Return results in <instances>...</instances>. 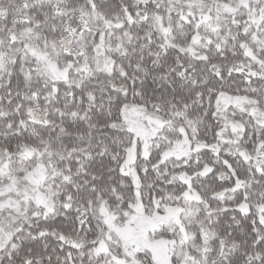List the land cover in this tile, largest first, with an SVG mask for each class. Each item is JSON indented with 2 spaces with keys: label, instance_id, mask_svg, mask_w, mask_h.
<instances>
[{
  "label": "snow or ice",
  "instance_id": "1",
  "mask_svg": "<svg viewBox=\"0 0 264 264\" xmlns=\"http://www.w3.org/2000/svg\"><path fill=\"white\" fill-rule=\"evenodd\" d=\"M0 264H264V0H0Z\"/></svg>",
  "mask_w": 264,
  "mask_h": 264
}]
</instances>
